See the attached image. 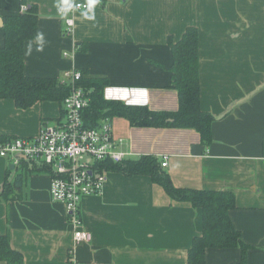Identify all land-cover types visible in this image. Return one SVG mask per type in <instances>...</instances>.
I'll return each mask as SVG.
<instances>
[{"label":"crops","instance_id":"1","mask_svg":"<svg viewBox=\"0 0 264 264\" xmlns=\"http://www.w3.org/2000/svg\"><path fill=\"white\" fill-rule=\"evenodd\" d=\"M22 2L36 7L43 34L42 51L35 39L25 45L26 76L61 81L65 72L85 71L108 81V99L153 112L178 110L168 39L198 30L201 108L215 118L211 144L204 147L193 129L134 127L115 117L116 151L125 160L151 156L159 164L167 156L161 171L176 188L231 192L230 218L248 246L246 264H264V0H99L95 21L81 17L86 10L75 13L70 37L56 0H0V17L18 14ZM63 115L55 102L21 110L0 99V135L35 138L43 123ZM9 166L0 158V235H8L24 264H186L201 234L200 209L172 201L148 176L108 172L102 193L82 200V226L92 237L76 246L64 205L50 198V174L25 176L16 198L5 201ZM240 256L237 248L209 249L206 264Z\"/></svg>","mask_w":264,"mask_h":264},{"label":"trees","instance_id":"2","mask_svg":"<svg viewBox=\"0 0 264 264\" xmlns=\"http://www.w3.org/2000/svg\"><path fill=\"white\" fill-rule=\"evenodd\" d=\"M21 5L25 10H20L16 15L0 17L3 23L0 26L3 38L0 46V99L11 100L21 110L42 102H55L63 107V101L71 92V84H62L55 78L28 77L24 74V48L27 42L35 39L38 23L36 7L28 6L25 2ZM168 46L172 56L169 87L176 90L178 95L176 112H153L146 106L107 100L104 91L110 87L108 81L89 77L82 71V77L75 83V87L81 89L88 100V106L82 112L84 126L96 129L103 121L117 117L127 120L134 127L193 129L199 133L204 147L209 146L215 118L201 108L198 30L188 28L177 42L168 39ZM15 138L0 135V144ZM31 165L22 162L14 170L8 168L2 194L5 201L12 200L14 193L21 189L25 176L45 171ZM159 166L151 156L119 163L107 161L103 164L107 172L121 173L128 177L148 176L152 183L163 188L172 201L189 203L193 208L201 210L202 231L192 241L186 264H206L209 249L235 248L240 250L241 256L236 263L231 264H246L248 246L243 243L240 232L234 228L230 218V212L235 208L234 195L223 191L176 188ZM0 262L24 264L23 256L11 247L7 234L0 235Z\"/></svg>","mask_w":264,"mask_h":264},{"label":"built area","instance_id":"3","mask_svg":"<svg viewBox=\"0 0 264 264\" xmlns=\"http://www.w3.org/2000/svg\"><path fill=\"white\" fill-rule=\"evenodd\" d=\"M72 2L85 3L83 0ZM22 10L25 8L22 7ZM80 10L86 9H74L66 15L64 36L73 34L75 13ZM81 77L79 71L71 70L65 72L60 81L72 85L70 94L63 101L62 119L53 125H43L35 138L17 137L0 144V158L8 160L14 168L22 162H29L50 174V198L64 205L76 246L90 242L92 237L82 226V200L102 193L108 173L103 167L105 162L119 163L126 159L124 153L116 151L111 120L103 121L96 129L84 126L82 112L88 106V100L83 91L75 87ZM106 90L104 97L111 100L106 97ZM167 165L168 157L163 156L159 167L164 170ZM72 254L71 250L70 257Z\"/></svg>","mask_w":264,"mask_h":264},{"label":"clouds","instance_id":"4","mask_svg":"<svg viewBox=\"0 0 264 264\" xmlns=\"http://www.w3.org/2000/svg\"><path fill=\"white\" fill-rule=\"evenodd\" d=\"M99 0H85L83 4H74L72 0H56L57 12L60 16H66L70 11L74 9H86V11H81L80 15L83 19L88 21H95V9ZM37 43V51L43 50V34L37 33L35 37ZM32 50L31 43H29L27 48V53L30 54Z\"/></svg>","mask_w":264,"mask_h":264},{"label":"water","instance_id":"5","mask_svg":"<svg viewBox=\"0 0 264 264\" xmlns=\"http://www.w3.org/2000/svg\"><path fill=\"white\" fill-rule=\"evenodd\" d=\"M2 24H3V23H2V20H1V18H0V26H2ZM9 169H10V170H14V166L10 165V166H9Z\"/></svg>","mask_w":264,"mask_h":264},{"label":"rangeland","instance_id":"6","mask_svg":"<svg viewBox=\"0 0 264 264\" xmlns=\"http://www.w3.org/2000/svg\"><path fill=\"white\" fill-rule=\"evenodd\" d=\"M44 124V123H43ZM43 124H42V127H43Z\"/></svg>","mask_w":264,"mask_h":264}]
</instances>
